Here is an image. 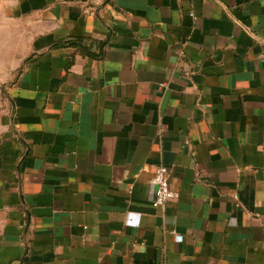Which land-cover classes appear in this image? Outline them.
I'll list each match as a JSON object with an SVG mask.
<instances>
[{"label": "crops", "instance_id": "0c3cea01", "mask_svg": "<svg viewBox=\"0 0 264 264\" xmlns=\"http://www.w3.org/2000/svg\"><path fill=\"white\" fill-rule=\"evenodd\" d=\"M0 264H264V0H0Z\"/></svg>", "mask_w": 264, "mask_h": 264}, {"label": "built area", "instance_id": "2783aa9c", "mask_svg": "<svg viewBox=\"0 0 264 264\" xmlns=\"http://www.w3.org/2000/svg\"><path fill=\"white\" fill-rule=\"evenodd\" d=\"M152 184L155 188L154 207L163 208L167 203L178 198V193L171 188L168 168L165 165H158L155 168Z\"/></svg>", "mask_w": 264, "mask_h": 264}]
</instances>
